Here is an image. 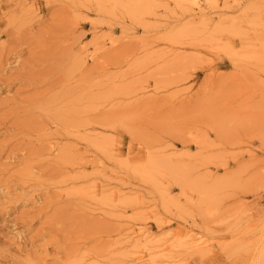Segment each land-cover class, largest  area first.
Returning a JSON list of instances; mask_svg holds the SVG:
<instances>
[{
    "label": "rangeland",
    "instance_id": "obj_1",
    "mask_svg": "<svg viewBox=\"0 0 264 264\" xmlns=\"http://www.w3.org/2000/svg\"><path fill=\"white\" fill-rule=\"evenodd\" d=\"M0 264H264V0H0Z\"/></svg>",
    "mask_w": 264,
    "mask_h": 264
},
{
    "label": "bare ground",
    "instance_id": "obj_2",
    "mask_svg": "<svg viewBox=\"0 0 264 264\" xmlns=\"http://www.w3.org/2000/svg\"><path fill=\"white\" fill-rule=\"evenodd\" d=\"M198 4V3H197ZM199 11H201V9H199ZM180 184H182V183H180ZM183 186H184V184H182Z\"/></svg>",
    "mask_w": 264,
    "mask_h": 264
}]
</instances>
